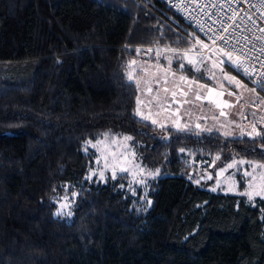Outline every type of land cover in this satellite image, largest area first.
Returning <instances> with one entry per match:
<instances>
[{
	"label": "trees",
	"instance_id": "1",
	"mask_svg": "<svg viewBox=\"0 0 264 264\" xmlns=\"http://www.w3.org/2000/svg\"><path fill=\"white\" fill-rule=\"evenodd\" d=\"M187 30L161 0H0V264H264V200L214 179L233 164L242 192L264 136L134 115L135 50L185 48ZM128 136L138 164L160 170L133 191L92 175L89 147ZM65 195L72 214L58 216Z\"/></svg>",
	"mask_w": 264,
	"mask_h": 264
},
{
	"label": "rangeland",
	"instance_id": "2",
	"mask_svg": "<svg viewBox=\"0 0 264 264\" xmlns=\"http://www.w3.org/2000/svg\"><path fill=\"white\" fill-rule=\"evenodd\" d=\"M187 31L188 33H183L181 36L188 43L185 48L175 49L169 46L145 48L133 60L135 63H132L133 61L130 63L127 75L132 76L131 82L137 88V98L139 97L142 101L140 105L142 115L148 117L146 121L157 120V126L163 125V127L177 129H188L194 126L205 131L213 130L230 138L249 136L248 133L252 132L249 137H255L252 124L264 117V105H258L251 101L256 97L264 101V94L236 77L235 79L240 82L242 87H236L234 82L231 85L227 84L220 69L223 68V72L228 76H234L225 69L224 64L219 63L221 59L226 58L222 53L216 51L204 54L205 44L191 31ZM197 41L202 43H197ZM149 49L152 51L149 52ZM158 53L159 55H157ZM201 58L204 61L202 65L197 63ZM187 61L195 63L197 67L201 68V71L189 70ZM181 63L186 64L185 69L179 68ZM188 72L197 76L189 75ZM211 72L215 73V79L209 78ZM181 76L187 77V80H181ZM201 85L206 87H200ZM149 88H152L153 91L149 92ZM157 88L159 91H156ZM253 88H255L254 93L247 91ZM165 89L168 91L166 92ZM195 91H199L203 98L195 99L193 95ZM227 91H232L234 95L227 96ZM173 93L175 96L172 95ZM165 96L176 102L169 105L164 102ZM237 99H239V103L234 105L225 103V101L232 102ZM185 100L190 102L185 103ZM251 110H255L257 114L252 116ZM221 111L226 115L221 116ZM262 127H264V123H256L257 130ZM89 147L95 154L92 175L100 177V173L103 172L104 177H112V174L116 173V179L122 183L125 182V187L130 191L144 186L145 183H138L141 179L147 182L151 178L147 177V170L141 172L143 168L136 161L127 140H102ZM213 165L207 161L196 165L203 172L200 179L210 180ZM260 166V164H251L248 171L239 170L245 178V188L242 192L238 191L237 183L233 178L238 169H235L234 166L215 169L214 179L217 188L232 194L243 195L250 203L255 199L264 200V167ZM122 169L128 171L123 172ZM258 192L261 195H257ZM244 193L251 194L252 199L249 200L248 195ZM63 204L69 203L64 200Z\"/></svg>",
	"mask_w": 264,
	"mask_h": 264
},
{
	"label": "snow or ice",
	"instance_id": "3",
	"mask_svg": "<svg viewBox=\"0 0 264 264\" xmlns=\"http://www.w3.org/2000/svg\"><path fill=\"white\" fill-rule=\"evenodd\" d=\"M236 15V12L233 11V16ZM243 21L241 20L240 23H238L236 20H233L232 16H228L227 14H225V16L223 17H219L218 19L213 20L212 16L210 15L208 18V22L207 23H198L197 27L201 30L204 31L205 28H207L208 32H211L212 35L209 36V39L212 41L213 45L216 44L217 41H221V45L219 46L218 50L220 53H222L223 57H225L226 59H221L219 61L220 64H228L230 67L234 68L235 71L238 74H243L244 76H246L252 83H254L256 85V87L261 88L262 90H264V59H261V56H264V45L261 46V51L259 54H256V49H255V45L252 43V40L249 38V36H247L245 33L246 32H251V29H245L241 27V23ZM254 23V22H253ZM260 31L262 33H264V29H260ZM239 32V35H237V33ZM256 39H259V37H256ZM197 43H202L201 41H197ZM251 45V47L249 46ZM205 47H207V45H205ZM137 52V54H139V52L141 51V49H136L135 50ZM149 52L152 51L151 49L148 50ZM237 54V59H233V54ZM159 55V53L157 54ZM132 63H135V61H133ZM169 63H171V61H169ZM197 63L199 64H203L204 61L201 58ZM187 66L189 67V70L191 71H195V72H200L201 68L197 67V65L195 63H193L192 61H187ZM180 69H185L186 68V64L185 63H181L179 65ZM222 76L224 77V80L227 82V84L231 85L233 84V82L235 83L236 87H242L240 85V82L237 81L235 79V77H230L228 76L227 73L223 72V68L220 69ZM174 75V74H173ZM210 79H215V73L211 72L209 75ZM129 81H132V76L129 75L128 76ZM181 80H187V77L181 76L180 77ZM164 83L166 84L167 81L165 80ZM200 87H206L204 85H201ZM247 90V89H246ZM149 92H152L153 89L149 88L148 89ZM156 91H159V89L157 88ZM165 91L167 92L168 90L165 89ZM250 91L252 93L255 92V88L251 89V90H247ZM173 96H175V93L172 94ZM193 95L195 97V99L200 100L202 99V95L199 91H195L193 92ZM227 96H233L234 93L232 91H227L226 93ZM164 102H167L169 105L171 103H175L176 101L173 100H169V98L167 96L164 97ZM185 103H189L190 101L185 100ZM252 103L258 104V105H264V101L259 100V97H256L255 100L251 101ZM142 101L140 100V98H137V109L134 113V115L136 116H140V118L142 120H148V117L145 115H142L141 111H140V105H141ZM149 103H152V101H149ZM226 104H235V103H239V99H237L236 101H225ZM220 115H226L225 112L221 111ZM256 114L253 113V116H255ZM246 118V117H245ZM158 123L157 120H151V124L156 125ZM256 123H264V117H261L260 121H256L253 122L252 124V129L253 132L255 133V136L257 137H261L264 136V127H262L260 130L256 129ZM161 127H163V125H160ZM197 127H199V125H197ZM249 136L252 135V132L248 133ZM124 139L126 140H132V137L128 136V137H124ZM89 144H91V142H87ZM262 147H264V145H262ZM85 151H87V148H85ZM181 152L184 151V149L180 150ZM217 159H219V157H217ZM239 163H245V161H240ZM228 168L233 167V164H229L227 166ZM260 167H264V165H261ZM121 171L123 172H127V169H122ZM141 172H144V169H141ZM160 170L156 169L155 172H151L148 171L147 172V177H151V178H155V176L159 175ZM245 175H248V173H245ZM101 180H104V174L103 172L100 173V177ZM112 179H116V173L112 174ZM87 179H91V175L89 177H87ZM197 183H199V181H196ZM138 183H146V180L141 179V181H138ZM123 187V185L121 186ZM212 191H216L215 188L211 189ZM135 194V193H133ZM245 195H248L249 200L252 199L251 194L249 193H244ZM257 195H261V193H256ZM73 196H75L76 194L73 193ZM146 199V194L145 197ZM61 199L68 201L69 197L68 195H65L64 197H62ZM148 205H151V200H147ZM66 207H69L68 204H62L61 205V209L57 211L56 215H68L71 216V211L68 212H63L62 210Z\"/></svg>",
	"mask_w": 264,
	"mask_h": 264
},
{
	"label": "built area",
	"instance_id": "4",
	"mask_svg": "<svg viewBox=\"0 0 264 264\" xmlns=\"http://www.w3.org/2000/svg\"><path fill=\"white\" fill-rule=\"evenodd\" d=\"M161 2L194 36L207 45L206 49L203 50L204 54L213 51L219 52L218 48L222 43L217 41L213 45L209 39L212 33L208 32L207 28L201 31L197 27L198 23H207L210 15L213 20L223 17L225 14L232 16L233 20L238 23L242 20L241 27L251 29V32L245 34L249 36L255 45L256 54L260 53L261 46L264 45V33L260 31V29H264V0H161ZM233 11L236 12L235 16H233ZM237 35H239V32ZM256 37H259V39H256ZM249 46L251 47V45ZM233 59H237V54H233ZM261 59H264V56H261ZM239 75L252 86L264 92L242 73ZM253 113L257 114L255 110H251L250 114L252 116Z\"/></svg>",
	"mask_w": 264,
	"mask_h": 264
},
{
	"label": "crops",
	"instance_id": "5",
	"mask_svg": "<svg viewBox=\"0 0 264 264\" xmlns=\"http://www.w3.org/2000/svg\"><path fill=\"white\" fill-rule=\"evenodd\" d=\"M166 111V110H165Z\"/></svg>",
	"mask_w": 264,
	"mask_h": 264
}]
</instances>
